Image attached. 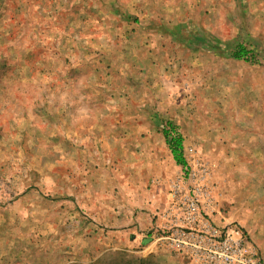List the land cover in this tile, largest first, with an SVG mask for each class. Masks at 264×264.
Here are the masks:
<instances>
[{"label": "rangeland", "instance_id": "374dc122", "mask_svg": "<svg viewBox=\"0 0 264 264\" xmlns=\"http://www.w3.org/2000/svg\"><path fill=\"white\" fill-rule=\"evenodd\" d=\"M251 122L264 0H0V264H193L159 241L189 200L264 250Z\"/></svg>", "mask_w": 264, "mask_h": 264}, {"label": "built area", "instance_id": "2783aa9c", "mask_svg": "<svg viewBox=\"0 0 264 264\" xmlns=\"http://www.w3.org/2000/svg\"><path fill=\"white\" fill-rule=\"evenodd\" d=\"M198 202V201H197ZM195 200H189L187 213L159 241H167L177 252L187 254L193 264H264L256 248L249 245L244 231L228 225L215 229L203 220Z\"/></svg>", "mask_w": 264, "mask_h": 264}, {"label": "crops", "instance_id": "0c3cea01", "mask_svg": "<svg viewBox=\"0 0 264 264\" xmlns=\"http://www.w3.org/2000/svg\"><path fill=\"white\" fill-rule=\"evenodd\" d=\"M224 57L225 58H229L228 55H224ZM234 58H235V56H234ZM237 60H240V59H237ZM242 60L246 61L243 58H242ZM223 73L226 74V71H223ZM225 77L227 78V75ZM208 92L209 93H205V94L211 95V91H208ZM257 97H259V96H257ZM236 104L243 105V102L241 100V101H238ZM233 111H234V109L231 107L230 108V112H233ZM239 111H240V109L238 110V108H237L235 110V113L238 114V115H241L239 113ZM238 124L242 126L243 125V122L238 121ZM249 125L252 128H246V129H242L241 128L238 131H240V132L241 131H247V132H249V134L251 133L249 136H250V138H252L255 141L254 144L257 145V147H252L253 152H259V153L260 152H264V127H262L261 129L260 128H255L254 126H257L258 124L254 123V122H251V124H249ZM258 127H259V125H258ZM258 166H261V168H262L263 165L259 164ZM251 170H254V169H251ZM262 176H264V175L262 174ZM257 178H259V177H257ZM257 178H255V177L252 176V178H250V179L247 178L244 181V185L247 184V186L245 188H243V190L245 189V192H247V194L250 195L247 198H245V200L248 199V200H251V201H261L262 199H264V191L261 190V189H259L258 190L259 193L257 192L258 186L263 187L261 184H257V181H259V180H257ZM249 182L251 183L252 186L248 184ZM243 190L242 191L241 190L239 191V198H240L241 195H244ZM257 212H259V211H257ZM236 214H237V216L241 220H243V218L244 219L246 218V222L252 221V226L255 228V226H256V224L258 222V221H255V220L259 216L258 215H253V212L252 213H249V209L247 208V206L244 205V206H241V208H238V206H237ZM252 216H253V218H252ZM247 220H249V221H247ZM236 226H238V225H236ZM260 227L263 228V226H260ZM255 233H256V228H255ZM249 241H250L251 245H253L256 248H258L259 253H260V255H261V257H262V259L264 261V250L261 249V247H259L257 245V243L254 242L255 243L254 244L251 241L250 238H249ZM256 241L259 242V243H262V244H260L261 246H264V236L262 238L258 236L257 239H256ZM174 260H176V262H177L176 264H180V260L179 259H174Z\"/></svg>", "mask_w": 264, "mask_h": 264}, {"label": "trees", "instance_id": "16d2710c", "mask_svg": "<svg viewBox=\"0 0 264 264\" xmlns=\"http://www.w3.org/2000/svg\"><path fill=\"white\" fill-rule=\"evenodd\" d=\"M246 55H248V52L243 47H240L239 52L235 54V57L237 59H242L245 58ZM170 149L175 161L180 165H184L185 161L183 160L182 157L183 147H182V140L180 137H175L171 140Z\"/></svg>", "mask_w": 264, "mask_h": 264}]
</instances>
